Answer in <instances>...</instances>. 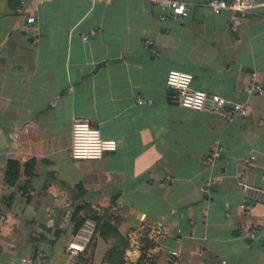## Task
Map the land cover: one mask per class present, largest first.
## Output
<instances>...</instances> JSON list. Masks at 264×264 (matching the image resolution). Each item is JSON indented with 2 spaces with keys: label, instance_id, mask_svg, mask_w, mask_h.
Returning <instances> with one entry per match:
<instances>
[{
  "label": "crops",
  "instance_id": "obj_1",
  "mask_svg": "<svg viewBox=\"0 0 264 264\" xmlns=\"http://www.w3.org/2000/svg\"><path fill=\"white\" fill-rule=\"evenodd\" d=\"M183 1L172 19L149 0H0V264H104L99 231L92 252L69 247L107 208L131 247L150 243L144 264H264V204L246 202L238 176L264 188V93L245 92L252 73L264 86V0L243 18ZM170 69L247 113L182 107ZM75 117L116 151L73 160ZM32 158V176L4 182L9 159Z\"/></svg>",
  "mask_w": 264,
  "mask_h": 264
},
{
  "label": "built area",
  "instance_id": "obj_2",
  "mask_svg": "<svg viewBox=\"0 0 264 264\" xmlns=\"http://www.w3.org/2000/svg\"><path fill=\"white\" fill-rule=\"evenodd\" d=\"M91 2L110 1V0H90ZM150 2L159 5L166 11V17L172 19L183 18L189 11V3L183 0H149ZM205 5L214 13L222 10H230L234 15L241 18L248 16L256 7V0H205ZM29 23L35 21L34 16L27 18ZM155 52V50H152ZM194 75L178 69H170L167 73L166 84L171 90L176 91L178 103L185 108L192 110H206L209 112L235 113L245 115L246 107L243 103L230 101L220 94L209 93L200 88H193L192 82ZM247 95L263 94L264 86L256 79V73H252L251 79L245 87ZM138 103H143L142 99L137 100ZM117 140L114 138H106L101 135L97 125L86 118L75 117L72 120L70 157L76 161L85 160H100L106 154L116 151ZM224 153V147L217 145L213 147L205 157L208 164H214ZM240 178V188L246 202L264 204V188L248 183L238 172ZM208 179L200 190L204 194L209 193ZM248 208V203L242 205ZM96 222L92 217H86L75 232L71 241L69 251L75 256L83 254L95 234ZM155 235V234H154ZM172 256H176L177 252L172 251ZM24 264H38L37 259L22 258ZM174 264H179L174 260ZM80 264H86L80 260ZM146 264H150L148 261Z\"/></svg>",
  "mask_w": 264,
  "mask_h": 264
},
{
  "label": "rangeland",
  "instance_id": "obj_3",
  "mask_svg": "<svg viewBox=\"0 0 264 264\" xmlns=\"http://www.w3.org/2000/svg\"><path fill=\"white\" fill-rule=\"evenodd\" d=\"M88 216L95 217L97 221V232L100 230L107 232L113 243H117V248H115V253L113 256L114 258L110 260L111 257H109L108 260L110 261H107L104 264H142L144 261H146V246L149 245L148 242L145 241L146 243H142L140 247L133 248L130 246V241L127 238H125L124 242H121L119 241L118 237L113 235L111 230L116 228L117 221L116 215L113 213V211L109 210L108 208L103 211L95 210L88 212ZM96 234L93 235L86 252H88V249L89 252L93 251L94 237ZM131 254L134 256L133 259Z\"/></svg>",
  "mask_w": 264,
  "mask_h": 264
},
{
  "label": "trees",
  "instance_id": "obj_4",
  "mask_svg": "<svg viewBox=\"0 0 264 264\" xmlns=\"http://www.w3.org/2000/svg\"><path fill=\"white\" fill-rule=\"evenodd\" d=\"M34 163H35V159L34 158L25 161L23 164H21L19 161L15 160V159H9L8 162H7L6 170H5L4 182L6 184H8V185H14L16 183V181L18 180V178L20 177V175H21V167H23L24 175H26L27 177L32 176L33 175ZM92 218L96 222V231H97V221H96L94 216H92ZM84 219L85 218L83 217V218H81L79 220V222L76 224L75 231L78 230V228L83 223ZM111 231L113 232V235L115 237H118L119 241H121V242L125 241L126 237L122 236L117 231L116 228L112 229ZM99 233L107 241L111 240L107 232H105L103 230H100ZM110 243H111L112 247L106 254L105 262L110 261L111 259L114 258L113 256H114V253H115V248H117V243L114 244L112 240L110 241ZM148 244H150V243H148ZM109 257H111L110 260H108ZM142 264H144V263H142Z\"/></svg>",
  "mask_w": 264,
  "mask_h": 264
},
{
  "label": "water",
  "instance_id": "obj_5",
  "mask_svg": "<svg viewBox=\"0 0 264 264\" xmlns=\"http://www.w3.org/2000/svg\"><path fill=\"white\" fill-rule=\"evenodd\" d=\"M103 64H104V62H100V63L97 65V67L100 66V65H103ZM171 92H173V93L176 94V91H175V90H172Z\"/></svg>",
  "mask_w": 264,
  "mask_h": 264
}]
</instances>
